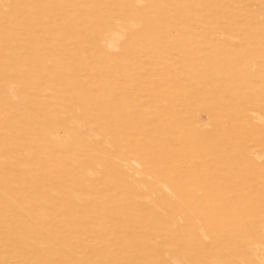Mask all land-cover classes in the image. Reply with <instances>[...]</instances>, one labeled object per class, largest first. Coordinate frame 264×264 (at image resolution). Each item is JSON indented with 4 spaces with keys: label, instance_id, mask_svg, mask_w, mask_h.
I'll return each instance as SVG.
<instances>
[{
    "label": "rangeland",
    "instance_id": "rangeland-1",
    "mask_svg": "<svg viewBox=\"0 0 264 264\" xmlns=\"http://www.w3.org/2000/svg\"><path fill=\"white\" fill-rule=\"evenodd\" d=\"M0 264H264V0H0Z\"/></svg>",
    "mask_w": 264,
    "mask_h": 264
}]
</instances>
